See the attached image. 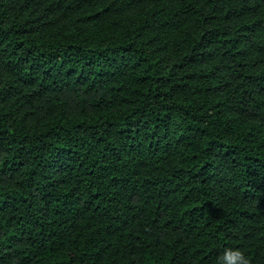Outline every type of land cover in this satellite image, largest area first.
<instances>
[{
    "label": "trees",
    "instance_id": "trees-1",
    "mask_svg": "<svg viewBox=\"0 0 264 264\" xmlns=\"http://www.w3.org/2000/svg\"><path fill=\"white\" fill-rule=\"evenodd\" d=\"M264 264V0H0V264Z\"/></svg>",
    "mask_w": 264,
    "mask_h": 264
},
{
    "label": "clouds",
    "instance_id": "clouds-1",
    "mask_svg": "<svg viewBox=\"0 0 264 264\" xmlns=\"http://www.w3.org/2000/svg\"><path fill=\"white\" fill-rule=\"evenodd\" d=\"M222 260L224 264H250L249 258L241 249H227Z\"/></svg>",
    "mask_w": 264,
    "mask_h": 264
}]
</instances>
